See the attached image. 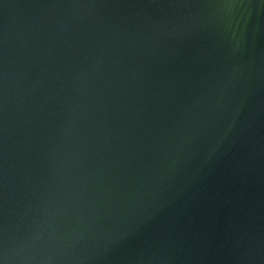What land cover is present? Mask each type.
<instances>
[{"label":"water","instance_id":"95a60500","mask_svg":"<svg viewBox=\"0 0 264 264\" xmlns=\"http://www.w3.org/2000/svg\"><path fill=\"white\" fill-rule=\"evenodd\" d=\"M0 264H264V0H0Z\"/></svg>","mask_w":264,"mask_h":264}]
</instances>
